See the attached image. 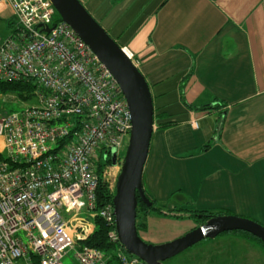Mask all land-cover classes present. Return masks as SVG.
Masks as SVG:
<instances>
[{
	"label": "crops",
	"instance_id": "obj_1",
	"mask_svg": "<svg viewBox=\"0 0 264 264\" xmlns=\"http://www.w3.org/2000/svg\"><path fill=\"white\" fill-rule=\"evenodd\" d=\"M81 1L132 56L155 112L174 122L163 128L155 120L143 174L149 194L161 205L171 200L264 225V0ZM14 17L0 12V43L15 30ZM199 244L197 264H264V247L240 233Z\"/></svg>",
	"mask_w": 264,
	"mask_h": 264
},
{
	"label": "built area",
	"instance_id": "obj_2",
	"mask_svg": "<svg viewBox=\"0 0 264 264\" xmlns=\"http://www.w3.org/2000/svg\"><path fill=\"white\" fill-rule=\"evenodd\" d=\"M5 9L16 27L0 44V79L33 80L42 90L37 104L0 114V264H66L70 253L76 264H148L121 242L114 204H98L99 162L116 149L121 167L132 129L118 80L55 19L51 0H0ZM108 186L115 191L116 180ZM97 218L109 228V250L84 243Z\"/></svg>",
	"mask_w": 264,
	"mask_h": 264
},
{
	"label": "water",
	"instance_id": "obj_3",
	"mask_svg": "<svg viewBox=\"0 0 264 264\" xmlns=\"http://www.w3.org/2000/svg\"><path fill=\"white\" fill-rule=\"evenodd\" d=\"M51 1L61 19L77 31L116 77L131 112L130 140L113 198L116 228L124 247L148 264H166L167 260L203 239L215 238L225 232L246 231L264 242V225L255 219L236 214L215 215L185 235L162 244L149 243L139 235V198L149 207L153 205L143 182L155 124V105L150 85L126 49L108 33L81 0ZM110 156L113 165H116L117 150L113 149Z\"/></svg>",
	"mask_w": 264,
	"mask_h": 264
},
{
	"label": "trees",
	"instance_id": "obj_4",
	"mask_svg": "<svg viewBox=\"0 0 264 264\" xmlns=\"http://www.w3.org/2000/svg\"><path fill=\"white\" fill-rule=\"evenodd\" d=\"M55 19L61 20V17L58 13L55 16ZM9 25L10 26L12 25V28L14 27L13 23L9 22ZM41 90L42 89L33 80H26V79L3 80V79H0V94L1 95L8 94V93H15L22 100L30 101L32 100V98L35 97L36 92L41 91ZM218 106H222V103H217L216 105L206 107L204 110H207V109L212 110L213 108H217ZM156 119L160 121V126L163 128L172 126L174 124V122L171 120L165 121L166 119H169V114L164 113V112H160V113L155 112V120ZM211 145H212V141L210 140L208 141V143L203 145L197 152H203L207 150ZM3 157L4 156L0 154V159ZM110 165L111 166L113 165V161L110 155L106 159H103L99 162L98 173L100 175V180H101L99 188H98V204L99 205H103L106 202L113 203L115 191L109 188L108 182L103 177V172L105 168ZM145 192L148 195V197H150V199L153 201V205L149 207L139 198V204L137 208L138 232H140L141 230H145L147 227V223L145 221L140 222L141 214L147 216L150 213H154V214H158L161 216L176 217V218L191 217L194 219V221H196L194 228L204 224L208 219H210L211 217L215 215L232 214L227 211L216 212V211H207V210H198V209L196 210L193 208L184 209L181 206L178 207V206L172 205L171 200L169 201L170 203L161 205L159 201H157L155 198H153L149 194L146 188H145ZM176 195H180V193L178 192L174 193L173 197H175ZM95 222H96L95 232L87 240H85L84 243L86 245L98 247L103 250H109L112 247L111 243L108 240V235H107L109 228L106 226L105 222L100 218H97ZM233 232L240 233L248 238H251L252 240L256 241L257 243L261 244L264 247V242L260 238L252 235L249 232L242 231V230H237ZM33 264H40L38 257L34 258Z\"/></svg>",
	"mask_w": 264,
	"mask_h": 264
},
{
	"label": "rangeland",
	"instance_id": "obj_5",
	"mask_svg": "<svg viewBox=\"0 0 264 264\" xmlns=\"http://www.w3.org/2000/svg\"><path fill=\"white\" fill-rule=\"evenodd\" d=\"M1 19H4V18H0V25L2 27V25H4L6 22L5 20H1ZM99 23L101 24L100 21ZM113 38L117 41L115 37ZM37 103H38V100L36 97L32 98V100L30 101H24L15 93H8V94H2V95L0 94V114H7V113L15 112V111H20L26 106L34 105ZM219 117H220L219 124H222L223 115L221 114ZM1 148H2V145H0V149ZM127 148H128V144L120 152L119 156L121 157V159L125 157ZM102 156L103 157L105 156V150L103 151ZM120 170H121L120 166H117V165L108 166L105 180L109 183H113L115 180L117 181ZM171 198H174L173 194ZM140 218H141V221L144 220L146 223H148L146 229L141 230L139 232L140 236L146 241L145 236H146V233H148V236L161 240V242L157 244L166 243L168 241L174 240L176 238H179L185 235L186 233L192 230V227L196 223V221H194V219L191 217L171 218V217L161 216V215L154 214V213H150L146 217V219H144V216H141ZM199 249H200V244L197 243L187 248L186 250L182 251L178 255L174 256L170 260H167L166 264H194L193 263L194 259H195L194 262L197 264V257L195 256V254L199 252ZM72 255L73 254L70 253L64 258V261L66 264H76ZM208 264H212V263H208Z\"/></svg>",
	"mask_w": 264,
	"mask_h": 264
},
{
	"label": "bare ground",
	"instance_id": "obj_6",
	"mask_svg": "<svg viewBox=\"0 0 264 264\" xmlns=\"http://www.w3.org/2000/svg\"><path fill=\"white\" fill-rule=\"evenodd\" d=\"M92 48V47H91ZM93 50V49H92ZM94 51V50H93ZM127 51V50H126ZM128 54H130L128 51H127ZM98 56V55H97ZM36 95V94H35Z\"/></svg>",
	"mask_w": 264,
	"mask_h": 264
}]
</instances>
